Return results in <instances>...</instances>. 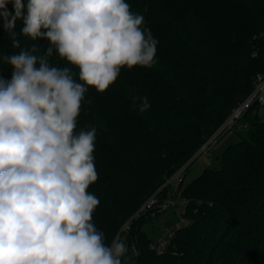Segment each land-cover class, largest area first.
I'll return each instance as SVG.
<instances>
[{
    "label": "trees",
    "instance_id": "trees-1",
    "mask_svg": "<svg viewBox=\"0 0 264 264\" xmlns=\"http://www.w3.org/2000/svg\"><path fill=\"white\" fill-rule=\"evenodd\" d=\"M126 0L145 18L158 41L151 68L121 69L104 93L89 88L77 119V131L97 128L98 180L88 191L100 200L93 222L110 245L124 222L189 162L201 145L249 95L264 75V0ZM180 6L179 15H173ZM11 9V4H9ZM224 24L219 34L197 33L190 18ZM15 31L19 47L0 26V76L11 78L3 57L21 50L41 55L49 46ZM54 66L79 69L54 51ZM79 82V81H78ZM82 83V82H81ZM147 97L139 112L132 97ZM90 101V103H88ZM248 127L219 157L218 169L204 171L182 186L186 200L181 226L162 254L148 248L141 230L150 215L136 220L127 236L122 261L132 264H264V123L247 116ZM157 216L160 213H155Z\"/></svg>",
    "mask_w": 264,
    "mask_h": 264
},
{
    "label": "clouds",
    "instance_id": "clouds-1",
    "mask_svg": "<svg viewBox=\"0 0 264 264\" xmlns=\"http://www.w3.org/2000/svg\"><path fill=\"white\" fill-rule=\"evenodd\" d=\"M17 20L49 46L3 57L12 71L0 76V264H126V243L106 244L93 222L97 128L77 131V119L89 88L104 93L122 68L153 67L158 41L126 0H0L14 47ZM54 51L78 80L50 63ZM132 101L150 108L147 97Z\"/></svg>",
    "mask_w": 264,
    "mask_h": 264
},
{
    "label": "built area",
    "instance_id": "built-area-1",
    "mask_svg": "<svg viewBox=\"0 0 264 264\" xmlns=\"http://www.w3.org/2000/svg\"><path fill=\"white\" fill-rule=\"evenodd\" d=\"M255 117L261 123H264V75L257 76L254 87L249 95L231 112V114L223 121V123L215 130V132L201 145L194 155L193 159H201L209 156V151L217 143V138L223 136L229 131H244L248 127L245 117ZM189 162L181 166L174 173L168 176L164 183L148 197L137 209V211L129 217L120 227L113 239H120L126 243L132 224L141 217L147 215L155 216L168 209H173L184 214L186 200L182 197V186L184 184L185 173ZM177 203L180 208L177 207ZM188 221H181V226H186ZM181 226H166L163 229V236L159 241H151L148 248L155 254L163 253L169 242L175 236V232ZM113 241V240H112ZM112 243V242H111ZM111 245V244H110Z\"/></svg>",
    "mask_w": 264,
    "mask_h": 264
},
{
    "label": "rangeland",
    "instance_id": "rangeland-1",
    "mask_svg": "<svg viewBox=\"0 0 264 264\" xmlns=\"http://www.w3.org/2000/svg\"><path fill=\"white\" fill-rule=\"evenodd\" d=\"M160 4L162 7H165V2H163L162 0H160ZM173 12V15L181 16L179 15L180 6L175 7ZM189 23L191 24L192 29L200 34H219L223 30L225 24H221L222 22L216 21L207 22L194 17L189 19ZM238 133L239 132L237 131H229L227 133H224L223 136L217 138V143L209 151L208 157L195 159L194 163L189 168H187L184 178V185L188 184L193 179L198 177L204 171V169H218L220 167L219 157L221 156V153L225 150L228 145L235 143L239 140ZM177 207L180 208V205L178 203ZM183 220L187 221V219L183 217L181 213L174 211L173 209H168L160 213L159 216H152L149 221L142 225L141 230L151 241H159L163 236L162 231L166 226H181L180 223ZM132 263L133 262L130 263L126 261V264Z\"/></svg>",
    "mask_w": 264,
    "mask_h": 264
}]
</instances>
